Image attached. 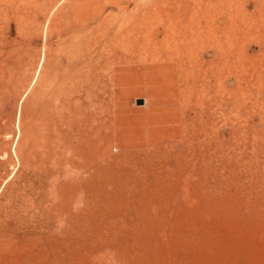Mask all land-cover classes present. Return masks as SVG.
<instances>
[{"label":"rangeland","instance_id":"1","mask_svg":"<svg viewBox=\"0 0 264 264\" xmlns=\"http://www.w3.org/2000/svg\"><path fill=\"white\" fill-rule=\"evenodd\" d=\"M0 264H264V0H0Z\"/></svg>","mask_w":264,"mask_h":264},{"label":"water","instance_id":"2","mask_svg":"<svg viewBox=\"0 0 264 264\" xmlns=\"http://www.w3.org/2000/svg\"><path fill=\"white\" fill-rule=\"evenodd\" d=\"M141 103H142L141 100H136V101H135V104H136V105H141Z\"/></svg>","mask_w":264,"mask_h":264}]
</instances>
